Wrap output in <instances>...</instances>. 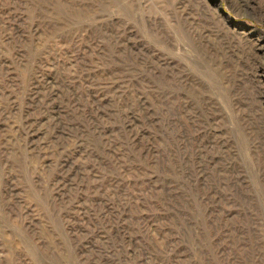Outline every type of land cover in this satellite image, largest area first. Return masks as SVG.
<instances>
[{
  "label": "rangeland",
  "instance_id": "374dc122",
  "mask_svg": "<svg viewBox=\"0 0 264 264\" xmlns=\"http://www.w3.org/2000/svg\"><path fill=\"white\" fill-rule=\"evenodd\" d=\"M0 264H264V0H0Z\"/></svg>",
  "mask_w": 264,
  "mask_h": 264
}]
</instances>
